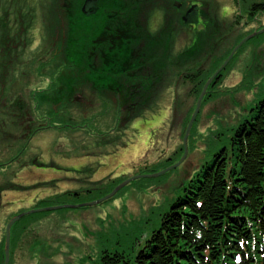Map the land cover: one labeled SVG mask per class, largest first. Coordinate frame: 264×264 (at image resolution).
I'll use <instances>...</instances> for the list:
<instances>
[{
  "label": "rangeland",
  "instance_id": "obj_1",
  "mask_svg": "<svg viewBox=\"0 0 264 264\" xmlns=\"http://www.w3.org/2000/svg\"><path fill=\"white\" fill-rule=\"evenodd\" d=\"M164 1L140 0L139 19L151 34L162 30L166 17L165 33L172 30L156 51L152 84L144 83L130 114L115 93L97 92L85 80L77 82L78 100L67 101L63 93L59 105L36 102L38 91L51 93L67 69L61 0H39L26 48L11 65L8 54L0 57V79L8 74L6 85L0 80V264L11 218L59 206L11 226L8 264H98L103 250L133 258L198 168L228 145L230 130L264 98V12L247 15L253 0H168L172 5L163 11ZM199 1L205 26L195 57L185 58L180 53L195 35L181 21ZM15 35L9 36L12 44L18 43ZM191 69L198 72L195 82L185 78ZM215 73L188 131V154L176 165L198 97ZM21 100L28 120L19 112ZM122 118H129L124 127Z\"/></svg>",
  "mask_w": 264,
  "mask_h": 264
},
{
  "label": "trees",
  "instance_id": "obj_2",
  "mask_svg": "<svg viewBox=\"0 0 264 264\" xmlns=\"http://www.w3.org/2000/svg\"><path fill=\"white\" fill-rule=\"evenodd\" d=\"M61 2L69 35L63 50L67 69L58 76L59 85L51 93L38 91L36 102L59 105L63 93L67 101L78 100L77 82L85 80L97 92L115 93L120 108L129 114L134 112L144 83L152 84L148 79L157 67L156 51L171 35L172 28L167 33L164 28L166 23L170 27V17H166L161 31L151 34L149 25L139 19L143 11L140 0ZM199 2L198 9L181 21L195 35L190 48L180 53L185 58L195 57L200 28L205 26L207 15ZM83 3L89 9L85 7L84 11ZM39 5V0H0V57L7 58L8 54L9 65L16 60L17 51L28 45L27 35L36 22ZM171 5L165 0L161 8L165 11ZM262 12L263 2L253 0L247 6L249 17ZM110 27L122 31L114 32L112 42L106 38ZM12 33L16 34L17 44L10 43ZM136 40L141 41L137 46ZM147 60L154 61L152 67L145 65ZM186 74L191 82L198 78V72L194 74L192 69ZM6 77L5 71L0 79L3 85L7 84ZM17 106L25 120L31 118L22 100ZM53 109L51 112L57 116L59 113ZM128 122L129 118H122L120 127ZM230 131L228 145H222L198 168L184 193L170 203L158 228L133 258L103 250L98 264H264V98L256 101L249 116Z\"/></svg>",
  "mask_w": 264,
  "mask_h": 264
},
{
  "label": "water",
  "instance_id": "obj_3",
  "mask_svg": "<svg viewBox=\"0 0 264 264\" xmlns=\"http://www.w3.org/2000/svg\"><path fill=\"white\" fill-rule=\"evenodd\" d=\"M92 2H94V1H93V0H86V3H92ZM189 13H191V10L187 13V15L183 18V20H186V19H187V16H188ZM237 47H239V45H238ZM237 47H235V48L233 49V51H232L231 54H230V57H231L232 54L235 52V50H236ZM230 57H229V58H230ZM226 61H227V60H226ZM225 64H226V63H225ZM225 64H224V65H225ZM217 72H218V71H217ZM217 72H216V73H217ZM216 73L213 74V75L211 76V78H209V79L207 80V82L205 83V85H204V87H203V90H202L200 96L198 97V101H197V105H196V110H195V112L191 115V118L189 119L188 124H187V126H186L185 134H184V136H183V137H184V138H183V148H184L183 155H182V157L176 162V165H177L178 163L182 162V161L186 158V156H187V154H188V146H187V136H188V131H189V129H190L192 123H193V120H194V118H195V115H196V113H197V111H198V107H199V104H200L201 98L203 97L204 92H205L207 86L213 81V78H212V77H214V76L216 75ZM176 165H175V166H176ZM165 170H166V169H165ZM165 170H162V171L165 172ZM160 172H161V171H160ZM158 173H159V172H158ZM145 175H147V174H144V176H145ZM126 182H129V181H126ZM126 182H125V183H126ZM114 193H115V191L112 192L111 194H109L108 196H105L104 198L100 199L98 202H95V203H99V202H101V201H103V200L109 198V196L113 195ZM78 206H79V205H78ZM65 207H68V205H66ZM75 207H77V206H75ZM57 208H61V207L59 206V207H47V208L33 209V210H30V211H27V212L21 213V214H19V215H17V216H15V217H13V218L10 219V221H9L8 224L6 225V229H5V247H4V251H5V262H4V264H8V260H9L8 249H9V240H10L11 226H12L16 221H18L22 216H25V215H27V214H31V213H34V212L47 211V210H54V209H57Z\"/></svg>",
  "mask_w": 264,
  "mask_h": 264
},
{
  "label": "flooded vegetation",
  "instance_id": "obj_4",
  "mask_svg": "<svg viewBox=\"0 0 264 264\" xmlns=\"http://www.w3.org/2000/svg\"><path fill=\"white\" fill-rule=\"evenodd\" d=\"M135 1H137V0H135ZM195 4H197V6L198 5H200V3L198 4V3H195ZM82 9L85 11V6H84V3H83V5H82ZM87 10V9H86ZM113 13V12H112ZM119 14H123V12L122 11H120V12H118ZM110 16V15H109ZM108 31V30H107ZM114 32H116V33H119V34H121L122 33V31L118 28V27H114V28H111L110 27V30L108 31V33H106V34H108V35H106V38L108 39V41L110 42H112V40H114L115 38H116V36L114 35ZM109 34H111V35H109Z\"/></svg>",
  "mask_w": 264,
  "mask_h": 264
},
{
  "label": "bare ground",
  "instance_id": "obj_5",
  "mask_svg": "<svg viewBox=\"0 0 264 264\" xmlns=\"http://www.w3.org/2000/svg\"><path fill=\"white\" fill-rule=\"evenodd\" d=\"M85 7L89 9V6H85Z\"/></svg>",
  "mask_w": 264,
  "mask_h": 264
}]
</instances>
